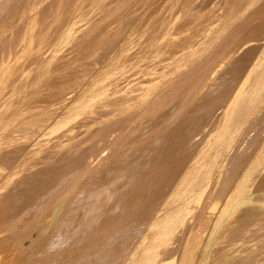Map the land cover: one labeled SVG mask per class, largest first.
Returning <instances> with one entry per match:
<instances>
[{"label":"rangeland","instance_id":"374dc122","mask_svg":"<svg viewBox=\"0 0 264 264\" xmlns=\"http://www.w3.org/2000/svg\"><path fill=\"white\" fill-rule=\"evenodd\" d=\"M48 1L0 0V32L12 28L4 35L5 39L0 40V72L8 67L6 81L2 88L0 85V152L12 149L17 160L24 158L27 151L31 152L16 170L11 171L9 159L4 161L1 159L3 153L0 155L1 188L5 186V175L14 172L10 178L18 179L29 164L47 172L50 164L73 151L90 149L96 151L94 156L101 157L99 164L103 162L91 167L89 180L102 168L126 160L128 155L132 163L137 152L142 160L150 158V148L140 151L159 137L162 132H157L158 128L169 129L184 117L185 107L195 102L191 101L192 97L184 98L185 93L191 89L193 78L205 68V58L197 61L194 57L192 61L183 60L176 71L135 75L137 65L143 67L142 60L139 63L136 56L150 55V43L159 48L164 35L161 48L171 38L168 29L176 20L170 12L165 19L162 0H157L151 9L135 11L139 12L138 21L124 26L123 21H118L117 14L121 9H128L132 2L96 11L87 23L76 10L70 16L63 11L61 20L53 23L47 18L51 10H45ZM230 4L223 2L222 5ZM88 10L90 7L86 12ZM75 20H80L78 26L83 32L76 39L64 42L61 40L63 31L69 30L71 23L76 25ZM154 28L151 42L149 31ZM115 34L118 36L114 43L110 40ZM244 39L248 40L247 45L255 48L249 66L233 92H229L227 102L215 108L210 122H201L198 131L183 142L182 149H192V152L177 169L175 176L181 172L158 210L171 205L184 211L188 209L194 217L193 222L200 220L201 225L208 224L207 231L229 204L241 201L221 218L219 225H214L217 230L214 239L210 240L211 248L202 257L207 236L204 239L205 232L201 229L199 236H203V242L191 264H264L263 15L250 26H236L234 42L243 44ZM174 40L178 48L189 43L181 32ZM109 41L112 50L103 54ZM119 46L124 49L123 53L114 55ZM212 52L211 49L206 54ZM163 55L161 52L157 57ZM215 58L212 56L211 60ZM83 81L91 82L85 93L81 89L85 86H82ZM171 106L175 110L164 115L156 129L150 130L151 122ZM64 123L68 125L62 128ZM39 127L42 131L46 129V134L41 137ZM127 175L131 172L123 176L126 178ZM120 177L119 174L110 184L119 183ZM44 182L38 184L42 190ZM49 189V195H34L35 203L42 208L66 199L67 185ZM34 208L27 207L11 225L5 226V201L0 200V263L5 262V242L8 247L15 236L30 230L31 224H40L34 222L37 219L33 216ZM95 219L92 217L89 221ZM68 225L64 224L61 229L66 230ZM36 231L31 230L30 240H23V253L17 264H37V257L44 249L53 252L49 244L55 230L51 229L39 244ZM76 251L78 255L74 256L72 264H88V259L82 257L86 254L85 249L77 247ZM182 254L183 248L178 263ZM197 258L203 261L195 262ZM48 262L54 263L50 259L43 260L42 264Z\"/></svg>","mask_w":264,"mask_h":264},{"label":"bare ground","instance_id":"6f19581e","mask_svg":"<svg viewBox=\"0 0 264 264\" xmlns=\"http://www.w3.org/2000/svg\"><path fill=\"white\" fill-rule=\"evenodd\" d=\"M162 1L165 19L170 12L174 14L176 20V23L168 29L171 38L161 48L165 42L164 35L159 48L150 43V55L136 56L139 63L140 59L142 60L143 67L137 65L135 75L144 72L162 75L167 71H176L183 60L192 61L197 57V61H200L205 58V68L203 67L201 73L193 78L191 89L184 96V98L192 97L191 101L195 100V102L185 107L184 117L174 126L169 129L162 126L156 130L162 133L140 151L141 153L150 148L152 156L145 160L140 159L142 156L137 152L132 163V158L128 155L126 160L122 159L113 166L102 168L89 180L91 167L94 164L100 165L103 161L99 164L102 159L99 155L94 156L96 151L84 149L73 151L71 155L50 164L46 169L47 172L29 164L18 179L10 178L14 172L5 175V186L3 188L0 186V195H2L0 200L5 201L3 217L5 226L11 225L13 219H17L27 207H35L33 216L37 219L34 222L39 221L40 224H31L32 228L15 236L8 247L5 242L7 249L5 262L0 264H17L23 253L22 242L31 239L32 229L37 230L35 233L39 239L38 243L35 242L37 244L47 238L51 229L55 230L49 244L53 247V252L48 253V250L44 249L37 257V264L50 259L54 263L47 264H72V259L78 255L77 247L85 249L86 254L82 257L88 259V264H191L203 242V236H199L202 233L201 229L203 228L205 232L204 239L207 236L205 248L200 255L202 257L211 248L210 240L214 239L213 234L217 230L214 225H219L222 217L230 210H234L237 204H241V201L229 204L231 209L228 206L207 231L208 224L201 225L200 220L193 222L194 217L188 213V209L184 211L179 206L171 205L167 209L165 207L158 211L165 203L171 184L181 172L175 176L177 169L192 152V149H182V145H185L183 142L198 131L201 122L211 119L210 116L218 105L223 106L227 102L229 92H233L245 68L249 66L255 48L251 44L247 45V39L243 40V44L234 42V34L237 25L244 24L247 27L259 20L260 16H264V0ZM125 2H132V5L128 9H121L117 14L118 21H123V26L138 21L136 17L139 12L135 13V11L151 9L157 0H49L45 10H51L47 18L53 23L61 20L63 11L68 12L66 16H70L75 10L79 17L86 19L87 23L96 11L115 4L124 5ZM223 2L232 4L223 7ZM87 7L91 10L86 12ZM31 10L32 8L28 12ZM65 20L61 25L64 26ZM75 22L76 25L72 23L68 25L70 29L66 32L64 29L61 38L64 42L72 41L82 34L83 29L78 26L80 20ZM6 29L0 32V36H6L12 28ZM154 32L155 28L149 31L151 42ZM179 32L186 37L185 41L189 42L183 48H178L175 44L174 39ZM5 36L0 40L3 41ZM117 36L115 34L110 41L115 43ZM110 41L103 54L111 52ZM211 49L213 52L206 54ZM123 51L124 49L119 46L114 55L122 54ZM161 52L164 55L157 57ZM212 56H216L213 61ZM256 66L259 67V64L257 63ZM7 71L8 67L0 72L1 88L6 81ZM90 83L83 81L82 86H85L81 89L84 93ZM242 89L243 86L239 93ZM174 110L175 108L171 106L165 111L166 113L163 112L151 122L150 130L156 129L157 122ZM66 125L68 124L64 123L62 128ZM38 130L41 131L40 137L46 134V129L42 131L39 127ZM8 151L0 152V155L3 153L4 157L1 159L4 161L5 158L9 159L10 171L16 170L31 153L27 151L24 158L17 160L13 156L12 149ZM128 164L131 165L125 167ZM169 170L172 172L168 174ZM130 172L131 175H127L126 178L123 176ZM119 174L121 175L119 183L116 181L110 184ZM42 181H45L43 190L38 186ZM55 185H67L66 199L56 202L49 208H42L40 204L35 203V194L42 197L49 195V188ZM46 201L47 199L44 203ZM92 217H96L95 221H89ZM61 220L63 223L59 224ZM68 221L69 225L66 224ZM64 224L68 225L66 230L61 229ZM191 225L193 226L190 228ZM187 233L189 235L186 238ZM35 246L36 244L33 245ZM182 248L183 254L178 263ZM201 261L203 260L198 258L195 260V262Z\"/></svg>","mask_w":264,"mask_h":264}]
</instances>
